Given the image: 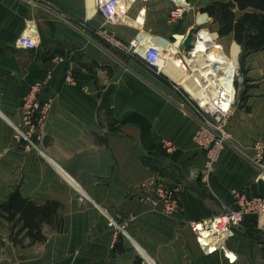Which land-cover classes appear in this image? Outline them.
I'll list each match as a JSON object with an SVG mask.
<instances>
[{
	"label": "crops",
	"instance_id": "0c3cea01",
	"mask_svg": "<svg viewBox=\"0 0 264 264\" xmlns=\"http://www.w3.org/2000/svg\"><path fill=\"white\" fill-rule=\"evenodd\" d=\"M199 1L187 0L191 10L174 24L169 0H125L120 21L108 24L92 0H0V204L19 191L39 206L57 205L55 219L41 224L44 242L32 243L24 231L23 243H14L23 222L13 229L0 215V264H264V218L251 216L210 240L219 246L212 254L191 225L235 208L234 192L264 198V170L253 161L264 134V52L238 59L245 84L228 126L232 139L206 176L207 154L194 141L202 79L189 89V76L157 72L131 46L147 35L192 72L197 43L181 41L193 33L197 42L205 31L215 36L203 42L206 50L217 45L231 57L224 40L237 42L220 37L209 15L196 16ZM205 1L202 8L230 0ZM23 34H33L35 49L17 45ZM30 97L51 102L42 122L33 113L34 127L26 123ZM152 179L179 188L177 214L144 199L142 184ZM109 217L125 223L128 235L112 229Z\"/></svg>",
	"mask_w": 264,
	"mask_h": 264
},
{
	"label": "built area",
	"instance_id": "2783aa9c",
	"mask_svg": "<svg viewBox=\"0 0 264 264\" xmlns=\"http://www.w3.org/2000/svg\"><path fill=\"white\" fill-rule=\"evenodd\" d=\"M169 1L174 5L169 14V22L175 24L184 18L185 14L191 10V6L187 0H183L184 2H181V0ZM94 3L108 24H114L120 21L121 9L119 0H94ZM206 23L207 21L200 25H205ZM100 34L105 37L104 39L109 43L117 47H122V44L119 43L114 35L109 33L107 30H101ZM186 38L187 37L183 36L181 45L184 46ZM144 40L145 39L143 37L135 39L131 42V46L151 68L155 69L157 72H161L164 63L161 58L162 49L152 45L151 42L147 44ZM193 43V48H195L196 41ZM17 45L20 48L29 50H33L37 47L36 39L33 34L21 35L17 40ZM230 71L232 74V76H230V81L233 86V95L226 92L225 86L220 87L218 89V94L216 95V97L224 104L222 110L216 111L215 113L211 112L206 108V104L200 103L199 100L196 101V108L200 121L198 129L194 134V141L199 148L207 154L205 169L201 175L205 174L207 176L215 170L221 152L232 139V134L229 132L228 126L233 116V107L236 102V96L244 87L245 76L242 73V69L239 64L235 69H231L230 67ZM37 89L38 87H36L34 91H37ZM213 98H215V96ZM26 103L28 106L26 123L34 127L30 121L33 113L38 111L42 116L39 121L42 122L50 109L51 102H46L41 105L36 101V98L30 97ZM17 132L19 138H23L24 140L30 142L29 135L22 133L18 128ZM254 145L255 155L253 161L264 170V134L255 142ZM172 148V146H169V149ZM142 188L145 191L144 199L147 201H153L154 203H157L158 200H160L163 203L162 210L167 215L172 216L179 212V188H169L165 185V183L156 179L145 182L142 184ZM233 195L235 208H228L226 211L220 213L222 219H224L223 223L216 225L215 221L210 219L204 222L195 221L191 223L192 229L197 235L198 243H200L201 247L206 248L207 254H212L217 251L219 247L210 243L213 239L216 240L232 234L235 227L243 224V222L251 216L264 218L263 197L250 198L244 193L239 192H234ZM85 200L86 195L81 192L80 201ZM109 224L116 232L120 231L124 235H128L125 223L119 224L114 218L109 217ZM228 257L230 258V261L234 262L232 257Z\"/></svg>",
	"mask_w": 264,
	"mask_h": 264
},
{
	"label": "trees",
	"instance_id": "16d2710c",
	"mask_svg": "<svg viewBox=\"0 0 264 264\" xmlns=\"http://www.w3.org/2000/svg\"><path fill=\"white\" fill-rule=\"evenodd\" d=\"M218 25L220 37L232 35L243 48V56L264 52V0H230L212 2L201 9ZM56 204L37 205L24 199L15 191L8 201L0 204V215L14 222L13 229L21 222L22 226L13 236L16 244H22L21 233L32 243L44 242L47 237L41 232V224L52 222L56 217Z\"/></svg>",
	"mask_w": 264,
	"mask_h": 264
},
{
	"label": "bare ground",
	"instance_id": "6f19581e",
	"mask_svg": "<svg viewBox=\"0 0 264 264\" xmlns=\"http://www.w3.org/2000/svg\"><path fill=\"white\" fill-rule=\"evenodd\" d=\"M119 2L121 9L120 14L122 17V14L126 9L125 0H119ZM181 2L184 1L181 0ZM92 4L95 8L94 0H92ZM123 17V21L130 22L124 15ZM210 35L208 36L205 31H201L198 35V40L196 42L197 49L193 52V59L189 61L192 72H188V70L180 63L179 58L178 60H175L174 56H171L168 52H162L161 58L164 61L162 70H164V72L172 78L177 81H182L185 74L189 76L188 81L185 83V86L189 89L192 88L196 90L197 88H200L197 78L202 79L203 86L201 87L200 92H197L198 97L196 98L199 99L200 103L206 104V108L208 110L215 113L216 111L222 110L224 104L216 96L215 98L212 97L214 92L220 87L225 86L226 92L233 95V86L230 81V76H232L230 67L231 69H235L238 66L237 53L239 51V47L237 46V43L233 45L232 57H228L224 53H221V48L217 45H215L212 51H207L203 46V42L208 41L209 44H213L210 39L214 40L215 36ZM147 37V35L144 36V41L148 44L151 42V39H147ZM151 43H153V41ZM206 57L210 59L213 63L212 65L206 64ZM210 220H214L216 225L223 223L224 221L220 213L210 218Z\"/></svg>",
	"mask_w": 264,
	"mask_h": 264
},
{
	"label": "rangeland",
	"instance_id": "374dc122",
	"mask_svg": "<svg viewBox=\"0 0 264 264\" xmlns=\"http://www.w3.org/2000/svg\"><path fill=\"white\" fill-rule=\"evenodd\" d=\"M156 3V2H155ZM205 3H206V1L205 0H203V1H199V2H197V4H196V16H198V15H200V14H205V13H202L201 12V8H202V5H205ZM210 34V33H209ZM224 42H225V44L227 45V47H231V57H232V47H233V43H232V41H231V39H228V38H225V40H224ZM232 45V46H231ZM238 59L240 60V62L243 64V62H244V59L245 58H243V52H239L238 51V53H237V63H238ZM243 66V65H242ZM243 68H244V66H243ZM245 69V68H244ZM245 72V71H244ZM245 75V74H244ZM218 94V89L214 92V94L212 95V97H214V96H216Z\"/></svg>",
	"mask_w": 264,
	"mask_h": 264
},
{
	"label": "water",
	"instance_id": "95a60500",
	"mask_svg": "<svg viewBox=\"0 0 264 264\" xmlns=\"http://www.w3.org/2000/svg\"><path fill=\"white\" fill-rule=\"evenodd\" d=\"M208 16V14H205ZM209 17V16H208ZM186 42H184V46L189 48L193 46V42H194V34L193 33H189L186 40Z\"/></svg>",
	"mask_w": 264,
	"mask_h": 264
}]
</instances>
